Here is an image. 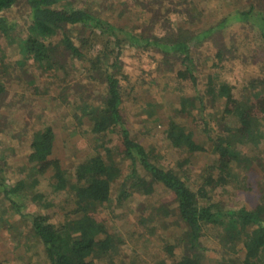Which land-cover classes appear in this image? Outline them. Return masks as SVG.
Returning a JSON list of instances; mask_svg holds the SVG:
<instances>
[{"label": "trees", "instance_id": "1", "mask_svg": "<svg viewBox=\"0 0 264 264\" xmlns=\"http://www.w3.org/2000/svg\"><path fill=\"white\" fill-rule=\"evenodd\" d=\"M24 1L29 8V23L26 34L17 36L12 35L14 25L5 12L12 9L19 0H0V37L10 38V42L15 40L24 57L32 60L43 73L53 79L66 70V62L59 58L60 49L73 59H87L90 64L88 69L94 74L91 77L103 85L100 96L96 98L98 100L92 99L98 103L82 101L78 107L81 111L78 121L82 118L89 121L88 131L95 136L97 148L79 162L72 173L63 169L60 160L53 156L55 131L51 125L43 124L32 133L30 139V152L27 155L30 169L38 176L50 172L53 191L72 196V207L65 210L63 218L55 223L51 221L50 215L39 210L25 212L16 204L12 206L14 212L28 222L29 232L42 246L45 260L49 264H96V258L117 252L118 235L109 230L105 209L111 202L113 183L123 176L122 167L113 158L119 155L122 161L129 163V171L124 175L121 185L129 184L132 190L149 195L154 185L158 184L171 195L176 204V214L185 229L178 242H166L163 247L166 259L172 261L170 264H201V250L207 248L203 245L206 238L202 241L207 227L220 234L219 251L228 256L226 264H264V188L259 189L257 202L253 205L235 204L222 208L212 201L215 190L224 192L234 182L238 168L251 167V157L243 147L257 146L264 138L263 67L259 76L248 78V84L242 88L245 89L244 93L236 96V87L219 79V72L202 75L199 58L192 56L196 47L200 51L205 43L211 40L216 42V34L225 32L234 25L245 28V34L251 33L255 28L257 33L254 32V40L244 42L249 45H257L256 41L262 44L264 0H245L243 4H237L217 18L216 10L222 2L219 0L217 6L207 8L215 20L200 29L195 26L199 23L200 16L194 14L197 11L193 0H161L163 8H170L174 2L177 6L180 5V12L177 13L188 16L193 14L194 17L191 16L188 23L195 27L179 23L161 35H136L122 30V38L128 39L131 45L141 47L143 51L158 53L161 61L169 60L174 68L178 66L174 72L175 79L188 82L195 92L192 99H182L187 103L177 112L179 116L187 117L189 105L200 111L209 103H218L221 108L219 121L216 122L217 129L214 130L205 120L201 122L206 143H209L214 158L199 172L198 181L191 179L188 171L160 164L152 151L132 137L120 111L123 102L121 81L126 79L120 59L125 46L119 34L121 27L98 16L88 4H75L73 0ZM163 11L175 12L169 9ZM77 28L88 29L98 39H91L93 43L100 45L89 57L84 47L89 39L79 35L76 36L79 43H75L70 36V32ZM227 35L231 42L234 38L228 31ZM216 44L219 48L213 56L219 62L211 64L210 68L218 71L227 47L224 43ZM231 58L235 56L231 55ZM5 91V86L0 81V99ZM196 122L194 120L195 124ZM164 134L169 147L185 152L181 167H188L191 156L207 150L204 145L206 143L197 139L188 126L177 121L169 120ZM111 135L116 136V145H110ZM4 178L0 170V196L12 202L9 196L18 192L22 183L7 186L2 182ZM127 188L119 191V201L129 196ZM38 197L36 194L35 199ZM239 244H242L238 247L242 251V257L237 255ZM178 246H183L184 251L176 258L175 249ZM166 259H162L161 264H166Z\"/></svg>", "mask_w": 264, "mask_h": 264}, {"label": "rangeland", "instance_id": "2", "mask_svg": "<svg viewBox=\"0 0 264 264\" xmlns=\"http://www.w3.org/2000/svg\"><path fill=\"white\" fill-rule=\"evenodd\" d=\"M193 1L197 11L194 14L200 16V21L195 26L199 29L207 27L215 20L207 8L217 6L219 0ZM244 1L222 0L221 6L216 10L217 18L237 4H243ZM73 3L91 5L98 16L121 27L119 28L121 38L122 30L136 35L149 33L161 35L179 23L194 26L188 23L190 17L194 15L177 13L180 12L178 10L180 5L177 6L174 2L170 8L161 7V0H73ZM167 9L175 12L165 13L163 10ZM5 15L14 25L12 35L26 34L29 8L24 0H19L12 9L5 12ZM77 29H73L70 36L75 43H79L76 38L79 35L89 39L84 46L89 57L100 44L91 41L95 37L88 29ZM227 31L234 38L231 42ZM227 31L216 34L214 39L217 41L205 43L200 51L196 47L192 51V56L199 58L202 75L219 72V79L234 85L236 96H241L245 90L242 88L248 84V78L259 76V72H262L261 67L264 71V42L260 44L256 41L257 45L244 42L254 40L256 37L254 32L257 33L255 28L249 30L251 33L245 34L247 32L245 28L234 25ZM245 35L248 38L245 39ZM122 42L125 46L120 57L121 69L126 79L121 81L123 102L120 111L131 130L132 137L152 151L160 164L188 171L191 179H197L202 168L210 164L214 158L209 143H206L201 122L205 120L210 127L217 129L216 122L219 121L221 108L218 103H209L200 111L187 105V117L179 116L177 112L187 103L182 99H192L195 92L188 82H179L175 79L174 72L178 66L174 68L169 60L162 59V62L158 53L143 51L141 47L131 45L128 39L122 38ZM219 42L226 45L227 52L224 53V61L219 63L220 69L211 70L210 65L219 62L213 56L219 48L216 44ZM231 55L235 58H231ZM59 56L66 62V70L65 73H59L58 78L53 79L43 73L32 60L24 57L15 40L10 42V38L0 37V81L6 89L5 95L0 99V170L5 177L2 182L7 186L22 183L18 192L9 196L13 203L0 196L1 264H49L45 260L42 246L30 234L28 222L14 212L13 205L22 207L25 212L39 210L46 213L52 217L51 221L54 223L61 220L65 210L72 207V196L65 192L53 191L50 172L38 176L30 169L27 155L30 152L32 133L43 124L53 127L55 131L53 156L60 160L62 168L69 174L97 148L95 136L88 131L89 121L86 118L78 121L81 115L78 107L82 101L98 103L96 98L100 96L103 85L91 77L94 74L92 75L88 69L90 64L87 59H73L62 49ZM169 120L188 126L197 139L206 143L204 145L207 150L191 156L188 167H181L185 152L169 147L165 139L164 129ZM194 120H197L196 124ZM262 129L264 133V123ZM110 137L112 138L110 145L117 142L115 135ZM243 148L251 157V167L238 168L236 179L224 192L220 189L215 190L212 201L222 208L235 204L239 206L247 203L256 204L259 189L264 188V138L257 146L247 145ZM113 158L122 167L123 176L111 187V202L106 206L105 214L109 230L118 235L119 244L117 252L96 258V264L122 262L161 264L162 259H166V252L163 250L166 242H178L185 229L176 214L174 208L176 204L171 195L158 184L154 185L149 195L132 190L129 184L121 185L124 175L129 171V163L122 161L119 155ZM141 173L143 174L142 171ZM143 176L148 178L145 174ZM123 188L128 189L129 196L119 201L117 196ZM36 194L39 196L37 199ZM205 232L206 236L202 237V241L206 238L203 245L207 248L201 250L203 255L201 264L228 263V256L219 251L220 234L210 227H207ZM241 245H237V248ZM239 248L237 255L242 257ZM183 251V246H178L175 249V257H180ZM171 262L168 259L165 261L166 264Z\"/></svg>", "mask_w": 264, "mask_h": 264}]
</instances>
